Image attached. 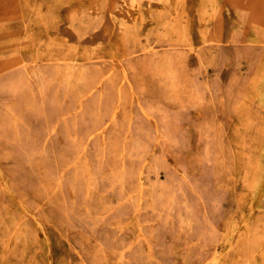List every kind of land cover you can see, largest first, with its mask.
Instances as JSON below:
<instances>
[{
    "label": "rangeland",
    "instance_id": "rangeland-1",
    "mask_svg": "<svg viewBox=\"0 0 264 264\" xmlns=\"http://www.w3.org/2000/svg\"><path fill=\"white\" fill-rule=\"evenodd\" d=\"M0 264H264V0H0Z\"/></svg>",
    "mask_w": 264,
    "mask_h": 264
},
{
    "label": "bare ground",
    "instance_id": "bare-ground-1",
    "mask_svg": "<svg viewBox=\"0 0 264 264\" xmlns=\"http://www.w3.org/2000/svg\"><path fill=\"white\" fill-rule=\"evenodd\" d=\"M140 49L143 51H151L154 49V45H152L151 43H147V44H140ZM24 61V60H23Z\"/></svg>",
    "mask_w": 264,
    "mask_h": 264
}]
</instances>
